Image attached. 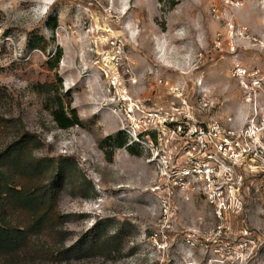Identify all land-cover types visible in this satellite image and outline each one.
<instances>
[{
  "label": "rangeland",
  "instance_id": "obj_1",
  "mask_svg": "<svg viewBox=\"0 0 264 264\" xmlns=\"http://www.w3.org/2000/svg\"><path fill=\"white\" fill-rule=\"evenodd\" d=\"M252 70L264 78V0H0V159L25 131L37 136L41 174L10 184L54 199L42 228L20 208L6 216L31 227L30 242L0 264H264V161L225 207L194 195L163 217L149 156L127 150L131 104L202 97L201 122L244 121ZM57 94L72 97L79 126L57 127ZM118 132L127 145L110 148Z\"/></svg>",
  "mask_w": 264,
  "mask_h": 264
},
{
  "label": "built area",
  "instance_id": "obj_2",
  "mask_svg": "<svg viewBox=\"0 0 264 264\" xmlns=\"http://www.w3.org/2000/svg\"><path fill=\"white\" fill-rule=\"evenodd\" d=\"M247 78L248 102L254 99V108L244 121L201 122L202 97L193 106L182 96L178 107L150 112L131 104L127 118L134 125L127 131L128 146L149 156L147 162L157 176L152 191L162 204L163 217L175 200L187 202L194 195L225 207L239 191L247 169L264 161V108L256 99L264 78L258 70Z\"/></svg>",
  "mask_w": 264,
  "mask_h": 264
},
{
  "label": "trees",
  "instance_id": "obj_3",
  "mask_svg": "<svg viewBox=\"0 0 264 264\" xmlns=\"http://www.w3.org/2000/svg\"><path fill=\"white\" fill-rule=\"evenodd\" d=\"M160 2L162 3L164 0H160ZM168 4L170 8H174L177 5V0H168ZM56 24L57 22L54 20L52 26L55 27ZM34 48L42 47L34 45ZM54 58L53 66L59 69L58 67L63 58V50L60 47L57 48V54L54 55ZM60 85L62 86V81H60ZM46 87L47 85L41 86V88ZM36 88H40V85H37ZM67 99L57 94L55 104L48 108L54 122L61 130H69L81 124L78 112L73 108L72 97L70 96L68 101H66ZM40 144L41 142L37 136L25 131L17 142L9 146L5 157L0 159V256L15 254L21 249L28 247L30 242L31 227L21 229L11 227V225L6 223V216L10 212L20 208L29 214L37 215L35 228H42L52 214L51 207L54 199L50 193H43L36 187L18 191L17 188L12 187L10 184L11 177L16 178V175L32 179L41 174L43 163L47 161L35 158L32 152ZM105 144L107 146L109 144L110 148L122 149L126 147L127 142L123 137V133L118 132L117 135L107 138ZM127 150L133 156L138 157L142 154L136 147H128ZM112 158L113 153H109V161H112Z\"/></svg>",
  "mask_w": 264,
  "mask_h": 264
}]
</instances>
